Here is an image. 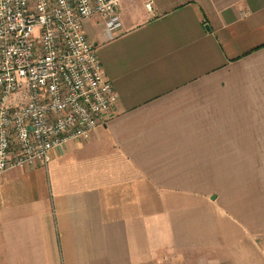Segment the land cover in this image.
I'll use <instances>...</instances> for the list:
<instances>
[{
	"label": "crops",
	"instance_id": "crops-1",
	"mask_svg": "<svg viewBox=\"0 0 264 264\" xmlns=\"http://www.w3.org/2000/svg\"><path fill=\"white\" fill-rule=\"evenodd\" d=\"M118 13L83 22L115 104L0 177V264H264V0Z\"/></svg>",
	"mask_w": 264,
	"mask_h": 264
},
{
	"label": "built area",
	"instance_id": "built-area-1",
	"mask_svg": "<svg viewBox=\"0 0 264 264\" xmlns=\"http://www.w3.org/2000/svg\"><path fill=\"white\" fill-rule=\"evenodd\" d=\"M123 0H0V177L47 165L86 139L117 101L83 22L112 37ZM149 7V4H147Z\"/></svg>",
	"mask_w": 264,
	"mask_h": 264
},
{
	"label": "rangeland",
	"instance_id": "rangeland-1",
	"mask_svg": "<svg viewBox=\"0 0 264 264\" xmlns=\"http://www.w3.org/2000/svg\"><path fill=\"white\" fill-rule=\"evenodd\" d=\"M191 259H193V257H188L187 260H191ZM194 259H195V258H194ZM196 260H197V259H196ZM197 262H198V261H197ZM156 264H164V263H162V262L160 263V262H159V263H156ZM186 264H197V263H194V262H191V263H190V261H187ZM199 264H200V263H199Z\"/></svg>",
	"mask_w": 264,
	"mask_h": 264
}]
</instances>
